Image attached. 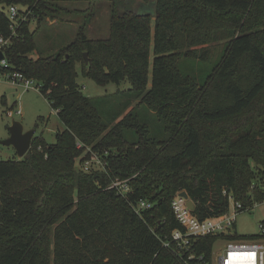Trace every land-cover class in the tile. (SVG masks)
<instances>
[{"label":"trees","instance_id":"obj_1","mask_svg":"<svg viewBox=\"0 0 264 264\" xmlns=\"http://www.w3.org/2000/svg\"><path fill=\"white\" fill-rule=\"evenodd\" d=\"M110 2L107 37L87 36L86 20L33 57L47 19L84 10L0 0L6 71L35 81L64 126L53 143L34 136L24 157L0 160V264H211L219 237L264 239L262 219L257 234L181 245L171 205L186 190L202 220L224 213L228 195L244 207L264 200V0ZM79 62L95 83L129 87L87 96ZM93 154L101 163L84 169Z\"/></svg>","mask_w":264,"mask_h":264},{"label":"rangeland","instance_id":"obj_2","mask_svg":"<svg viewBox=\"0 0 264 264\" xmlns=\"http://www.w3.org/2000/svg\"><path fill=\"white\" fill-rule=\"evenodd\" d=\"M58 4L63 7L84 10L80 13H71L61 15L64 20L47 19V23L35 32L36 49L30 53L36 57L37 53L49 54L59 47L71 42L75 37L79 24L86 20H90L85 26V33L90 38H105L109 34V21L112 12L110 0H58ZM30 29H34L37 24L35 20L30 21ZM58 32H63L62 34ZM81 63L76 65L77 82L82 87V92L91 97H99L103 95H113L118 90H124L129 87L127 81L119 84L108 82L100 85L83 76ZM37 83L32 81L29 86H25L24 79L16 78L11 80L8 78H0V139H5L9 135L8 126L13 121L22 124L23 129H34V136L45 138L47 143L55 141V134L58 130L64 128L58 118L57 111L54 110L47 97L43 95ZM136 100H134L135 102ZM115 105L113 107V110ZM105 119L112 113L111 110H103ZM146 114L149 112L142 111ZM32 142V140H31ZM31 145V144H30ZM106 153V151H104ZM13 146H5L0 144V160L19 159ZM100 162L98 156L93 154V158L89 160L87 166H97ZM180 191H177L172 201L179 203L183 210L192 211L194 206H186V199H182ZM190 199V197H189ZM232 211V210H230ZM264 219V200L256 203L254 207L240 211L237 213L233 230L224 234L251 235L260 232V221ZM226 241L223 238L217 239L212 247L211 264H218V258L223 252Z\"/></svg>","mask_w":264,"mask_h":264},{"label":"built area","instance_id":"obj_3","mask_svg":"<svg viewBox=\"0 0 264 264\" xmlns=\"http://www.w3.org/2000/svg\"><path fill=\"white\" fill-rule=\"evenodd\" d=\"M8 13L9 17L15 22V16L17 15L16 6H10ZM7 40L8 39L0 38V50L1 47L7 43ZM6 66L7 63L3 58L0 60V78H8L11 80H15L16 78H19L20 80L24 79L25 86H29V83L32 82V80L25 79L18 72H7ZM88 162L89 160H86L83 163L84 169L89 167L87 166ZM110 187L123 189V191L129 189L126 180L120 179H115ZM182 199L184 198L182 197ZM228 202L229 205L226 211L221 215L199 220L190 211L183 210L179 203L171 201L172 208L185 230V232L182 233L175 229L172 234L173 239L178 240L181 245H187L189 236L201 237L205 235H224L229 233V230H233L234 220L237 213L248 210L256 204L254 203L253 206L244 207L240 202L235 201L232 195H228ZM138 205L139 208H148L150 206L146 200H140ZM225 241L226 243L223 247V252L218 258V264H264V239L237 238L225 239ZM233 255L235 256L233 257Z\"/></svg>","mask_w":264,"mask_h":264},{"label":"water","instance_id":"obj_4","mask_svg":"<svg viewBox=\"0 0 264 264\" xmlns=\"http://www.w3.org/2000/svg\"><path fill=\"white\" fill-rule=\"evenodd\" d=\"M148 7V6H147ZM152 9L155 10V4H152ZM85 60L87 61V52L83 53ZM4 58L2 50H0V60ZM9 135L5 139H0V144L5 146H13L18 157L22 158L25 156L30 148L32 137L35 133L34 129L24 130L23 126L18 121H13L11 125L8 126ZM180 194L186 199V204L188 207H193L194 204L191 199H189L186 190H181Z\"/></svg>","mask_w":264,"mask_h":264},{"label":"bare ground","instance_id":"obj_5","mask_svg":"<svg viewBox=\"0 0 264 264\" xmlns=\"http://www.w3.org/2000/svg\"><path fill=\"white\" fill-rule=\"evenodd\" d=\"M235 255H233V257H234ZM239 258V257H238ZM235 259H237V258H235Z\"/></svg>","mask_w":264,"mask_h":264}]
</instances>
